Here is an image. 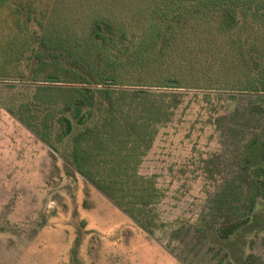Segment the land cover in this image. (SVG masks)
<instances>
[{
  "label": "trees",
  "instance_id": "trees-1",
  "mask_svg": "<svg viewBox=\"0 0 264 264\" xmlns=\"http://www.w3.org/2000/svg\"><path fill=\"white\" fill-rule=\"evenodd\" d=\"M10 79L63 85L45 87L62 91V111L84 127L72 137L77 170L144 223L161 193L138 167L182 91L264 92V0H0V80ZM50 96L33 93L49 102L43 128L55 120L70 133ZM17 117L48 142V131ZM262 136L238 131V183ZM247 185L249 198L264 195V181ZM237 226L218 231L227 237Z\"/></svg>",
  "mask_w": 264,
  "mask_h": 264
},
{
  "label": "rangeland",
  "instance_id": "rangeland-1",
  "mask_svg": "<svg viewBox=\"0 0 264 264\" xmlns=\"http://www.w3.org/2000/svg\"><path fill=\"white\" fill-rule=\"evenodd\" d=\"M45 86L63 87L0 80V264H264V195L249 198L247 185L264 181V136L241 184L233 157L238 131L264 133V92L182 91L138 167L161 193L141 223L77 170L72 137L84 127L62 111V91ZM35 91L51 94L70 133L55 120L43 128L49 102ZM230 222L238 226L225 237L218 229Z\"/></svg>",
  "mask_w": 264,
  "mask_h": 264
},
{
  "label": "water",
  "instance_id": "water-1",
  "mask_svg": "<svg viewBox=\"0 0 264 264\" xmlns=\"http://www.w3.org/2000/svg\"><path fill=\"white\" fill-rule=\"evenodd\" d=\"M169 83H171V84H175V81L171 80V81H169ZM8 86H13V85L10 84V85H8ZM229 97H230V98H234V95H229Z\"/></svg>",
  "mask_w": 264,
  "mask_h": 264
}]
</instances>
